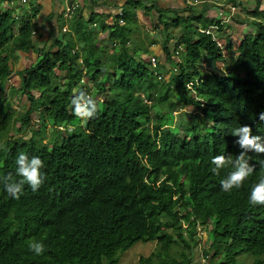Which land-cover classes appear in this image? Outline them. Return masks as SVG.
Returning a JSON list of instances; mask_svg holds the SVG:
<instances>
[{
	"label": "trees",
	"instance_id": "trees-1",
	"mask_svg": "<svg viewBox=\"0 0 264 264\" xmlns=\"http://www.w3.org/2000/svg\"><path fill=\"white\" fill-rule=\"evenodd\" d=\"M13 1L0 0V177L12 173L19 179L15 159L23 151L44 161L46 178L36 191L25 184L19 199L0 183V264H116L118 254L139 241L159 246L141 256L139 264H156V258L160 264H192L198 225L209 235L202 251L209 264H237L247 253L255 264H264V205L249 202L252 185L264 176V153L248 152L246 159L256 170L239 189L223 191L220 184L234 165L219 175L210 171L212 157L222 154L235 161L243 151L234 128L249 125L254 135L264 136L259 118L264 112L260 3L248 20L252 32L239 43L226 33L229 25L206 12L186 7L179 11L188 13L183 20L178 13L164 21L158 8L165 29L182 27V34L175 51L166 38L163 53L154 54V68L151 59L138 53L142 44L130 45L141 0H126L118 14L106 13V3L83 0L68 20V37L52 32L43 44L35 32L44 0L33 2L26 17L16 13ZM64 16V11H51L47 20L59 18L63 27ZM121 19L128 23L120 25ZM199 26L217 30L201 32ZM102 32L107 34L104 42L112 44L106 60L97 59L106 53ZM18 50L38 54L32 64L17 69ZM232 56L231 69H221L220 62ZM202 61L216 65V72L204 73ZM84 77L92 82L79 91L98 105L97 114L86 120L75 115L72 103L79 94L73 89ZM10 81L11 90L25 98L20 111L7 97ZM100 94L104 98L98 101ZM184 110L190 118L176 123L175 112ZM153 111L159 121L153 120ZM33 114L40 127L30 138L10 135L12 130L24 132ZM48 124L55 126L54 136L45 143L41 129ZM33 241L44 243L43 255L29 250ZM174 247L187 252L171 257Z\"/></svg>",
	"mask_w": 264,
	"mask_h": 264
},
{
	"label": "clouds",
	"instance_id": "clouds-1",
	"mask_svg": "<svg viewBox=\"0 0 264 264\" xmlns=\"http://www.w3.org/2000/svg\"><path fill=\"white\" fill-rule=\"evenodd\" d=\"M30 0H21L22 3H28ZM46 1V0H44ZM56 1V0H55ZM93 1V0H92ZM140 4H138L136 10H137V23L142 29V33H145V36L142 35V33L137 34L135 38L133 39L132 35H130V45H138L140 46L141 44L148 43L149 38L146 33L147 29L151 31H165L170 28H173L175 33L174 35H162V38L160 39H155L153 38L151 40L152 44L155 45L158 48V54H162V46L163 42L166 40V38H169V43L171 49H174L175 51V45L177 43V36L182 34V27H170L168 29H165L164 24H161L158 20V8L162 10V18L164 21H170L173 20L171 17L170 19L168 18L167 12L174 13L175 16L181 14L182 15V20L185 15L188 13H180L179 11L183 10L184 8L188 7L189 9H193L196 12H202L205 13L207 12V15L210 16V11L212 8L215 7L214 4H219L222 6H226V10H223L222 12V17L219 18L220 16L218 15L217 17H211L215 19H220L223 20V23L226 25L225 22L228 23V21L234 16L235 14H232V8H236L238 6H241L240 4L241 1L239 0L240 4L235 5L231 2H228L227 0H218L214 1L215 3H212L211 0H183L184 2V8H168L165 9L160 5V2L158 0H141ZM220 1V2H219ZM60 4L62 6L59 8H55L51 11H54L55 13H59L61 11H64V26L61 28L62 32L64 34H67L69 32L70 28V23L68 20H70L73 16V13L75 10L82 5L85 4L83 0H73L71 3V0H59ZM94 2V1H93ZM96 3H106V6H108V12L106 13H112V14H118L122 9H124V5L126 4V0H95ZM45 3V2H44ZM199 4V5H198ZM118 5V6H117ZM31 7V6H30ZM45 7V4H44ZM98 8V6H97ZM44 10V9H43ZM42 10V12H43ZM206 10V11H204ZM41 12V13H42ZM48 12V15L49 13ZM179 13V14H178ZM47 15V16H48ZM41 14L39 15V17ZM45 17V20L39 19L37 17L36 22H37V27L38 29L36 30V38L39 39V37L42 35L40 39V43L43 44L44 42H47L49 39L52 38L51 33L54 32L55 36L59 37V18H53L51 20H47L48 17ZM150 20V21H149ZM241 20V19H240ZM249 20V19H248ZM239 21V20H238ZM128 22L124 21V19L120 20V25H125ZM242 23V20H241ZM154 24V25H153ZM229 25V24H228ZM227 25V26H228ZM225 26V27H227ZM199 30L201 32H216L217 28L215 26H210L208 28H203L199 26ZM229 28L230 25L228 26ZM145 29V31L143 30ZM177 31V32H176ZM252 32V31H250ZM106 33V32H105ZM231 35V34H229ZM107 34L103 37L105 38ZM63 38V37H59ZM101 38V37H100ZM232 38V36H231ZM64 39V38H63ZM175 41V43H174ZM225 41V40H224ZM220 44L223 45L224 42L219 40ZM241 42V41H239ZM102 43H105L104 41ZM102 45V44H101ZM110 43V47H111ZM105 46V45H104ZM183 49L180 47L179 51ZM111 51V49H110ZM109 51V52H110ZM109 52H106V56L109 54ZM38 53H35L34 55H37ZM178 52L175 53V58L177 60L180 59L178 56ZM98 59H100V56L98 55ZM151 59V62L153 64V67H157V58L154 56V54L148 58ZM101 60V59H100ZM212 66L214 64L212 63ZM216 66V65H215ZM216 70V69H215ZM215 71L209 70V72L206 73H211ZM156 75H158V79H162L163 74H158L155 72ZM101 80V79H100ZM89 81V78H88ZM83 82V83H82ZM90 82V81H89ZM85 77L81 81V84H79L77 87L73 89L74 93H77L82 86H87L85 85ZM187 88H191V84H186ZM149 104L151 101H147ZM73 105L75 106L74 112L75 115L78 117H81L83 119H90L93 118L98 111V105L94 99H92L90 96L87 95L83 90L79 91V94L74 96ZM154 113V112H152ZM35 114V113H34ZM33 114V115H34ZM32 115V116H33ZM33 118V117H32ZM153 118V117H152ZM259 118L261 121H264V112H261L259 114ZM154 120V119H153ZM32 124V121L30 122V125L26 126V129H30V126ZM21 126V124H20ZM53 126V125H51ZM53 126V130H54ZM69 130V128L67 129ZM71 131V130H69ZM232 135L239 137V139L236 141V143L240 146V148L243 150L240 152V154L236 157V160L233 161L231 157H226L225 155H216L212 157L211 159V164L214 165L213 168L210 169L215 175L220 174V170L228 166L229 164L234 165V170L231 171L227 177L223 180L220 181L221 188L223 191H231L233 188L239 189L243 186L244 181L253 174V172L256 170L255 165H252L249 163V159H246V156L248 152H255V153H264V136L261 135H254L253 130L251 126L249 125H240L232 130ZM32 136V135H31ZM54 136V135H53ZM30 138V137H29ZM45 140V139H44ZM3 146L0 145V148ZM15 164H16V169H15V177H19V179L14 178L12 173H9L3 177H0V183H3L5 191L8 193L9 196H11L14 199H19L20 195L23 192L24 185L27 184L29 185L33 191L38 190L41 185L44 183L45 180V174L42 173V169L44 168V161L39 157V156H31L27 155L23 151L19 152L16 159H15ZM261 168L264 169V161L260 162ZM249 202L251 205L256 206V205H264V176H260L258 179V182L254 183L251 187L250 195H249ZM188 224H184L183 227L187 228ZM199 228H203L201 225H198ZM198 228V229H199ZM205 230V229H204ZM206 232V230H205ZM29 250L34 252L37 256L43 255L45 252V245L42 242H37L33 241L29 243ZM205 257V256H204ZM204 261H207V258L204 259Z\"/></svg>",
	"mask_w": 264,
	"mask_h": 264
},
{
	"label": "rangeland",
	"instance_id": "rangeland-1",
	"mask_svg": "<svg viewBox=\"0 0 264 264\" xmlns=\"http://www.w3.org/2000/svg\"><path fill=\"white\" fill-rule=\"evenodd\" d=\"M37 0H30L28 3H22L20 0L17 1H13L12 2V7L13 9L15 8V11L17 14H22L23 17H26V12L27 11H31V7L33 2H35ZM212 3H215L214 1H218V0H211ZM241 1V6H238L236 8H232V14H235L234 16H232V18L226 23V25H230L231 28H225L226 33L227 34H231L232 36V40L234 41V43H239V41H242V37L245 35L246 32H250L253 29V25L249 23L248 19H254V17H252V12L253 10L257 7V3H260V9L264 10V0H240ZM48 2V3H47ZM47 2H45V7L43 12L41 13V16L39 17V19H42L44 21L45 17L48 15V12H50V6L52 4L49 3V0H47ZM220 2V1H219ZM141 5V4H140ZM199 5V4H198ZM215 7L212 8V10L210 11V16L211 17H217L218 15L220 16L219 18H221L222 16V12L223 10H226V6H222L219 4H214ZM56 8V7H55ZM223 9V10H222ZM250 11V12H248ZM168 14V18L170 19L171 17H175L174 13H170L167 12ZM206 16H207V12H206ZM242 20V23H239L238 20ZM113 20L112 17L108 18L107 21L111 22ZM150 21V20H149ZM154 25V24H153ZM59 37H63V38H67L68 35L64 34L61 30L62 28V23L60 24L59 22ZM132 37L133 39L135 38V36L137 34L142 33V29L141 27L138 25L137 21H134L132 24ZM145 31V29H143ZM177 32V31H176ZM255 32V30H254ZM148 38H149V42L148 43H144L142 44L143 47L138 49V53L140 55H142L143 59H148L150 58L153 54H158V48L152 44L151 40L153 38L155 39H160L162 38V35L164 34V36L166 35H174L175 31L173 28H170L168 30L165 31H151L148 30L146 31ZM106 35L105 32H102L101 35V42H103L105 39L103 38ZM143 36H145V33H142ZM180 35V34H179ZM178 35V36H179ZM104 39V40H103ZM222 41L224 42V39H222ZM175 43V41H174ZM102 45H105V52H109L110 51V43L106 42V43H102ZM132 47H134V44H131ZM106 54H99L100 59L101 60H106ZM14 57H18L17 61H16V66L15 68H23L26 66H29L30 64H32L35 61L36 55H34V53H30L29 55L23 53L22 51L18 50L16 52H14ZM98 59V57H97ZM15 62V61H14ZM233 62L235 63V59L234 56H232L230 59L226 60L224 63L220 62L219 67L221 69H231V65L233 64ZM172 66V65H168ZM200 66L202 67V70L204 73L209 72V70L211 71H215L216 72V68L217 66H212V63L209 61H202L200 63ZM107 69V66H105ZM173 67V66H172ZM233 71H237V67L233 66L232 68ZM111 72L113 71V69L110 70ZM239 72V71H238ZM13 80V79H11ZM90 80V79H89ZM85 85H90L92 81H88V77L85 78ZM99 82L101 81L100 79L98 80ZM15 83L16 80L14 81ZM12 81L9 82V86L8 89L6 91L7 97L9 99V101L13 104V107L16 111H20L21 110V106L23 105V101L22 99H25L24 97H22L20 95V93H15L11 90V87L13 86ZM83 83V82H82ZM76 90V89H75ZM74 90V92H75ZM97 100H102L104 98V94H100L97 95ZM26 101V100H25ZM188 111H191L192 109H187ZM2 109L0 107V113H1ZM154 112V111H153ZM16 117H17V112H16ZM152 117L154 119V121H159L161 119L160 116H158L157 114L152 113ZM182 117L184 120H188L190 118V115L188 114V112L186 110H184L183 112H175V122L179 123V121H182ZM86 120V119H83ZM21 122H18L16 125L17 127H20ZM40 127V122L37 118L36 115L33 116L32 118V124L30 126V129H26L24 128V132H20V133H15L14 130H12L10 133V135H14L15 137H25L26 139H28L29 137H31L32 133H34V131H37ZM152 127V124H147L146 125V129L149 130ZM168 128L167 124H164L163 128ZM69 130H72V127H69ZM68 130V132H69ZM41 135L44 137V142L45 143H50L51 138L54 135V130H53V126H51L50 124H48L47 126H44L43 129H41ZM6 140H3V142H5ZM196 237V242H199V244L193 249V256H194V261L192 264H209L208 262L204 261V259H206L203 254L202 251L203 249H207L206 247L209 245V235L208 232H205L204 228H199L198 229V233L195 235ZM158 243L157 241H150V242H143V241H139L137 243H135L131 248H129L126 251H121L118 254V262L116 264H139V259L141 256H149L151 253L158 251ZM179 251H185L187 252V250L183 247H174L173 250L171 251V257H176V258H181V256L179 255ZM195 253V255H194ZM160 254L162 256H166L165 253L163 251L160 252ZM156 264H160L159 259H155ZM255 259L254 257L247 253V254H241L238 258H237V264H255Z\"/></svg>",
	"mask_w": 264,
	"mask_h": 264
},
{
	"label": "crops",
	"instance_id": "crops-1",
	"mask_svg": "<svg viewBox=\"0 0 264 264\" xmlns=\"http://www.w3.org/2000/svg\"><path fill=\"white\" fill-rule=\"evenodd\" d=\"M158 1L160 2V5L165 9H168V8H177V9L181 8L182 9V8H184L183 0H158ZM44 2H47V0ZM49 3L52 4L49 7L50 10H53L54 7H56V9H57L61 6V5H59L60 4L59 0H56V1L55 0H49ZM61 8H62V6H61ZM97 10H99V11L101 10L100 6H98ZM86 13H88V12H86Z\"/></svg>",
	"mask_w": 264,
	"mask_h": 264
}]
</instances>
